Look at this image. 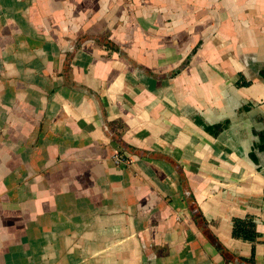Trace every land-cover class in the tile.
Returning a JSON list of instances; mask_svg holds the SVG:
<instances>
[{
	"label": "crops",
	"instance_id": "0c3cea01",
	"mask_svg": "<svg viewBox=\"0 0 264 264\" xmlns=\"http://www.w3.org/2000/svg\"><path fill=\"white\" fill-rule=\"evenodd\" d=\"M95 36L131 62L88 40L63 76ZM263 65L264 0H0V264H225L181 177L264 264ZM110 127L139 156L117 165ZM246 218L255 243L231 235Z\"/></svg>",
	"mask_w": 264,
	"mask_h": 264
},
{
	"label": "trees",
	"instance_id": "16d2710c",
	"mask_svg": "<svg viewBox=\"0 0 264 264\" xmlns=\"http://www.w3.org/2000/svg\"><path fill=\"white\" fill-rule=\"evenodd\" d=\"M91 40L95 42L96 44L104 47L106 50L110 52H115L119 56L125 58L129 62H131L128 59V56L118 47L116 46L112 41H110L108 38L103 37V36H95V37H81L76 41L71 42V51H67L66 53V59L64 62V67L62 70V75L65 76L67 74V70L69 68L71 59L74 55V53L80 49L81 45L85 42ZM200 44H198L190 53L188 56V59L185 60V62L177 69L174 71L170 72L166 77L167 78H172L176 76L187 64L192 55H194L199 48ZM138 67L137 65H134ZM139 68V67H138ZM252 72L255 74L256 78L259 79L264 83V65L261 68H251ZM145 72V71H144ZM149 74V73H148ZM241 82L237 83V87H248L251 82L245 81L243 79ZM118 124H116L117 126ZM122 128V127H120ZM216 128V130H218ZM204 130L206 132L211 131L210 128L204 126ZM108 135L110 138L113 140V142L117 145V148L121 151L124 152L125 154L131 155V156H139L138 150L128 146L125 142L122 141L121 136L117 133V131L114 128H111L108 130ZM255 135L257 137V142L253 147L252 152L249 154V158L255 163H258V159L256 154H261L264 156V130L260 132H255ZM182 184L184 186L185 190V197H186V202L188 203L189 211L191 214V217L198 227L200 231L204 234L206 239L214 246L216 251L224 258L225 264H228L229 262H234L236 264H254L253 260H245V259H240L232 255L229 251H227L219 242L218 240L212 235L210 230L207 227V222L204 219L202 213L200 212L194 198L192 197V194L190 193L188 187H187V182L184 179V177H181ZM232 237L234 239L241 240L243 242H248V243H255L257 238L259 237V234L256 231V224L253 219L246 218V219H234L232 221Z\"/></svg>",
	"mask_w": 264,
	"mask_h": 264
},
{
	"label": "built area",
	"instance_id": "2783aa9c",
	"mask_svg": "<svg viewBox=\"0 0 264 264\" xmlns=\"http://www.w3.org/2000/svg\"><path fill=\"white\" fill-rule=\"evenodd\" d=\"M128 158L129 157H126L124 152H121L120 150H117V152L114 155V162L117 165L126 164L128 162Z\"/></svg>",
	"mask_w": 264,
	"mask_h": 264
}]
</instances>
